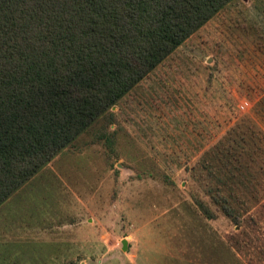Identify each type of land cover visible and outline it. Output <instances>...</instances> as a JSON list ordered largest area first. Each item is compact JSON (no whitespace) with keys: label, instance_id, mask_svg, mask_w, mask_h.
Returning <instances> with one entry per match:
<instances>
[{"label":"rangeland","instance_id":"obj_1","mask_svg":"<svg viewBox=\"0 0 264 264\" xmlns=\"http://www.w3.org/2000/svg\"><path fill=\"white\" fill-rule=\"evenodd\" d=\"M110 113L1 205L0 264H264V0L232 1ZM235 131L237 224L200 169Z\"/></svg>","mask_w":264,"mask_h":264},{"label":"trees","instance_id":"obj_2","mask_svg":"<svg viewBox=\"0 0 264 264\" xmlns=\"http://www.w3.org/2000/svg\"><path fill=\"white\" fill-rule=\"evenodd\" d=\"M232 1L0 0V207ZM245 139L229 132L200 165L233 224Z\"/></svg>","mask_w":264,"mask_h":264},{"label":"crops","instance_id":"obj_3","mask_svg":"<svg viewBox=\"0 0 264 264\" xmlns=\"http://www.w3.org/2000/svg\"><path fill=\"white\" fill-rule=\"evenodd\" d=\"M44 169V168H43ZM36 256V255H35ZM38 258V256H36ZM34 261H40V259H35Z\"/></svg>","mask_w":264,"mask_h":264}]
</instances>
